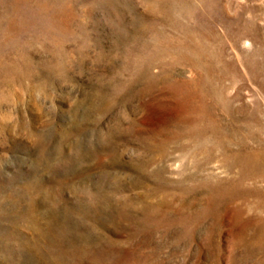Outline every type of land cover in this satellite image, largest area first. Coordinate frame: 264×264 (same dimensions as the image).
<instances>
[{
    "label": "rangeland",
    "instance_id": "374dc122",
    "mask_svg": "<svg viewBox=\"0 0 264 264\" xmlns=\"http://www.w3.org/2000/svg\"><path fill=\"white\" fill-rule=\"evenodd\" d=\"M263 224L264 0H0V264H264Z\"/></svg>",
    "mask_w": 264,
    "mask_h": 264
},
{
    "label": "bare ground",
    "instance_id": "6f19581e",
    "mask_svg": "<svg viewBox=\"0 0 264 264\" xmlns=\"http://www.w3.org/2000/svg\"><path fill=\"white\" fill-rule=\"evenodd\" d=\"M236 214H237L238 223H240V221L243 222V220H242L243 217L241 216V215H242V210L237 209ZM257 226H258V225H257ZM250 228H251V229H255V228H253V227H250ZM259 231H260V233L263 235V238H262V237H261V238H262V241L264 242V224L261 225ZM242 241H243L245 244L249 245V246L251 247V249H253V250H254V246H259V248H260V246H262V245H261V244H262V241H261L260 244H259V242H258V240H257V241H256L257 243H254L255 245H253L252 243H250V242L244 240L243 237H242V240H241V237H240V235H239L238 238L236 239V244L239 245V244L242 243ZM232 257H233V256H232Z\"/></svg>",
    "mask_w": 264,
    "mask_h": 264
}]
</instances>
